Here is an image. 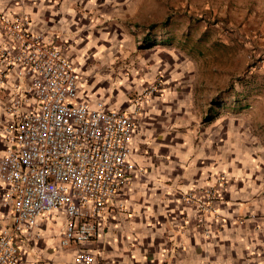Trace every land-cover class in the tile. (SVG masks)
Instances as JSON below:
<instances>
[{"label":"crops","instance_id":"obj_1","mask_svg":"<svg viewBox=\"0 0 264 264\" xmlns=\"http://www.w3.org/2000/svg\"><path fill=\"white\" fill-rule=\"evenodd\" d=\"M71 2L0 0V13L13 19L27 15L28 30L42 31L48 44L63 47L75 66L79 102L93 104L101 100L107 108L130 111L142 88L159 81L152 99L141 103L133 115L130 159L137 171L130 174V183L107 199L97 221V236L79 247L94 254L91 264H200L198 258L212 243L214 253L221 250V244L217 250L215 245L226 231L235 240L250 225L248 214L257 207L256 202L249 201L254 194L253 183L251 179L247 184L246 179L238 182L227 176L223 185L215 186L221 218L213 220L205 215L203 223L195 206L183 203L179 194L198 193L221 171L239 174L235 146L226 150L221 133H209L207 128L220 129L218 118L223 112L252 108L264 92L258 89L264 72L257 70L245 76V89H238L230 74L217 77L208 73L214 68L211 65L198 71L186 59L164 75L152 62L145 66L144 58L127 56L126 42L129 49L136 47L138 51L174 45L187 55L204 57L205 43L212 36L205 34V27L184 17L177 30L178 20H172L171 15L160 21L145 15L141 23L130 11L117 14L103 8L75 10ZM162 24L166 25L160 30L157 27L154 35L151 26ZM259 31L262 46L258 52L263 54L264 25ZM133 33L139 34L137 42ZM5 40L0 25V46ZM225 43L217 46L219 51H226ZM226 47L230 51V46ZM15 83L22 87L24 79L10 71L0 90V147L4 143L1 127L11 118L3 112V105ZM28 106L23 102L20 110ZM228 128L231 131L236 125ZM244 171L246 177H252L246 168ZM4 192V184L0 183V196ZM3 201L0 198V229H9L11 206ZM64 222L62 211L53 210L37 218L31 234H14L17 264H77L73 259L79 248L62 247L58 239L51 241L53 224L59 225L61 232ZM205 225L210 227L208 237L201 232Z\"/></svg>","mask_w":264,"mask_h":264},{"label":"built area","instance_id":"obj_2","mask_svg":"<svg viewBox=\"0 0 264 264\" xmlns=\"http://www.w3.org/2000/svg\"><path fill=\"white\" fill-rule=\"evenodd\" d=\"M28 16L9 18L0 13L6 36L0 46V90L9 72L24 79L12 85L3 112L11 115L2 125L0 183L2 203H10V227L0 229V264H17L14 234H31L37 218L53 210L64 214L58 237L62 247H77L74 262L91 264L94 254L79 245L97 236V221L107 201L131 181L137 171L130 159L135 112L148 103L159 81L144 87L132 110L107 108L77 101L75 66L63 47L48 44L42 31L27 29ZM29 105L20 110L21 104ZM17 115V117H13ZM223 174L215 175L221 185ZM180 200L195 206L200 223L205 215L221 218L214 184L198 193L180 192ZM210 236V227H202Z\"/></svg>","mask_w":264,"mask_h":264},{"label":"rangeland","instance_id":"obj_3","mask_svg":"<svg viewBox=\"0 0 264 264\" xmlns=\"http://www.w3.org/2000/svg\"><path fill=\"white\" fill-rule=\"evenodd\" d=\"M71 7L75 10L103 8L117 14L130 11L140 22L145 15H151L153 21H160L171 15L172 20H178L175 26L177 30L180 29L179 21L189 17L191 22L205 27V34L212 36L205 43L204 57L187 55L174 45L138 51L136 47L129 49L126 42L124 52L127 56L144 58L145 66L152 62L156 71L164 75H168L171 68H177L186 59L198 71L200 67L203 69L211 65L214 68L208 73L217 77L230 74L235 86L245 89V76L257 70L264 72V53L258 52L262 46L258 39L259 27L263 28L264 25V0H72ZM148 20L147 18L145 21ZM138 36L139 34L133 33L135 42L138 41ZM224 43L230 46V51L226 45L227 52L218 50L217 46ZM259 79H262V83H258V89L264 90V74ZM218 122L221 123L220 129L208 127L207 131L216 135L221 133L220 138L225 139L222 140V145L226 150L235 146L238 154L235 161L240 166L237 175L221 171V185L227 181V176L235 181L239 179L238 182L246 179L247 184H250L251 179L254 194L249 201L256 202L257 207L248 214L252 220L246 226L245 233L242 232L241 238L233 240L232 233L226 231L221 242L215 245L217 250L221 244V250L215 251L214 256L212 243L211 248L198 259L200 264H264V92L252 108L237 113L223 112ZM230 124L236 125V128L230 131ZM244 166L252 173V177H246ZM212 184L219 186L214 182ZM53 227L51 241L55 243L60 235V226L53 224Z\"/></svg>","mask_w":264,"mask_h":264},{"label":"trees","instance_id":"obj_4","mask_svg":"<svg viewBox=\"0 0 264 264\" xmlns=\"http://www.w3.org/2000/svg\"><path fill=\"white\" fill-rule=\"evenodd\" d=\"M166 23H167V22H166ZM165 25H166V24H162V25H158V26H157V25H156V26H151V29H152V30L154 29V30H153V34L155 35L156 32H154V31H155V29H157V27H159L158 30H160V28H163V26H165ZM152 30H151V33H152Z\"/></svg>","mask_w":264,"mask_h":264}]
</instances>
